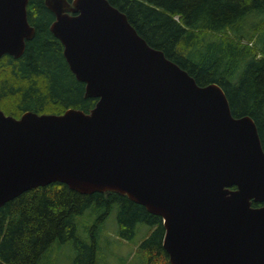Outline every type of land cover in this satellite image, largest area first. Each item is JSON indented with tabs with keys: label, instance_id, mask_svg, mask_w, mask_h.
<instances>
[{
	"label": "water",
	"instance_id": "water-1",
	"mask_svg": "<svg viewBox=\"0 0 264 264\" xmlns=\"http://www.w3.org/2000/svg\"><path fill=\"white\" fill-rule=\"evenodd\" d=\"M29 0H0V58L36 35ZM88 112L0 109V208L61 182L114 191L162 218L171 264H264V148L218 83L199 85L109 0H45Z\"/></svg>",
	"mask_w": 264,
	"mask_h": 264
},
{
	"label": "trees",
	"instance_id": "trees-1",
	"mask_svg": "<svg viewBox=\"0 0 264 264\" xmlns=\"http://www.w3.org/2000/svg\"><path fill=\"white\" fill-rule=\"evenodd\" d=\"M109 2L199 85L218 83L233 115L255 120L264 148V0ZM27 11L36 35L21 57L0 58V109L17 118L26 111L63 114L76 108L88 113L98 99L85 96V84L71 71L62 42L51 32L55 14L45 0H29ZM115 205L121 238L134 239L139 224L150 228L138 247L140 264H171L160 216L126 195L82 194L61 182L28 190L0 208V264H39L57 241H73L75 264H96L99 230ZM84 216L94 220L85 226L89 241L78 234V218Z\"/></svg>",
	"mask_w": 264,
	"mask_h": 264
},
{
	"label": "rangeland",
	"instance_id": "rangeland-1",
	"mask_svg": "<svg viewBox=\"0 0 264 264\" xmlns=\"http://www.w3.org/2000/svg\"><path fill=\"white\" fill-rule=\"evenodd\" d=\"M118 210L119 206L115 205L99 230L96 264H140L138 247L149 233L150 228L145 224H139L134 239L121 238L117 218ZM93 221L88 216L78 218V234L85 241L90 240L89 231L85 226L93 224ZM75 256L73 241L66 243L57 241L44 254L39 264H75Z\"/></svg>",
	"mask_w": 264,
	"mask_h": 264
}]
</instances>
